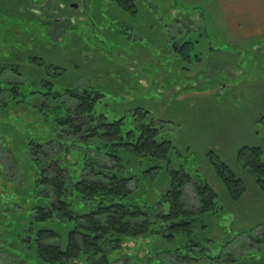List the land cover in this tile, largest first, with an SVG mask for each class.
<instances>
[{
  "label": "rangeland",
  "instance_id": "374dc122",
  "mask_svg": "<svg viewBox=\"0 0 264 264\" xmlns=\"http://www.w3.org/2000/svg\"><path fill=\"white\" fill-rule=\"evenodd\" d=\"M58 1H29V7L35 13L39 11L38 19L51 23L50 32L35 30L33 22L25 18L24 32L28 35L18 26L8 31L14 54H9L5 44L4 18L0 14V65L19 61L14 67L21 75L10 70L6 77L25 81L24 93H37L25 99L27 106L1 113L0 173L7 167L4 163L10 165L2 145L9 148L7 152H12L16 163L5 172L9 179L0 174L4 185L0 186V201L19 192L31 204L38 192L31 184L37 170L27 161L23 149L26 139L40 132L47 134L31 106L38 107L42 101L40 93L44 90L39 81L51 80L55 90L88 87L103 94L95 112L109 120L125 117V129L154 121L159 138L169 140L174 147L168 157L170 167L183 168L193 177V182L184 187L187 207H198L194 182L207 183L217 194V211L198 217L193 230V238L201 239L205 250L185 247L189 244L186 236H178L174 242L159 239L160 234L123 238L120 249L110 253V263L211 264L218 256L222 263L230 255L238 264H264V196L253 175L236 160L242 146L262 148L264 160V35L241 36L250 33L243 26L233 36L220 4L214 0H136L135 16L110 0H68L82 7L66 4L68 11L60 13ZM61 15L69 20L56 22L54 17ZM42 28L48 30L47 25ZM171 37L177 42L190 41L194 47L177 54L170 48ZM28 55L59 67L61 70L50 73L61 74L52 77L43 66L32 67L27 64ZM31 118L38 122L33 125ZM43 149L59 159L74 180L83 173L85 162L95 157L88 145L72 137L63 146L55 143ZM208 152L216 154L244 181L246 192L239 201L230 199L208 160ZM166 165L165 161L159 164L160 172L153 182H140L134 193L137 204L157 202L168 184ZM141 168L147 167L141 166L139 159L126 164V169L140 179ZM30 190L35 191L33 196ZM27 201L22 199L26 206ZM163 208L167 210V204ZM3 226L0 224L2 235ZM7 248L0 254V264H23L20 255H10L16 248L14 241ZM171 251L197 260L181 261ZM77 264L90 263L83 256Z\"/></svg>",
  "mask_w": 264,
  "mask_h": 264
},
{
  "label": "trees",
  "instance_id": "16d2710c",
  "mask_svg": "<svg viewBox=\"0 0 264 264\" xmlns=\"http://www.w3.org/2000/svg\"><path fill=\"white\" fill-rule=\"evenodd\" d=\"M29 1L39 0H0V14L4 18L3 37L9 54H14V43L8 41V31L18 26L21 33L28 35V32H24L26 17L33 22L35 30L49 33L51 23L38 19L40 15L29 10ZM110 1L123 12L133 16L137 13L136 0ZM46 25L48 30L42 28ZM170 41L171 50L177 54L194 47L190 41L177 42L173 37ZM26 59L32 67L43 66L48 76L57 77L62 72L50 73L61 69L47 65L40 57L28 55ZM14 64H19V61H6L0 65V122L3 110L27 106L25 99L30 94H37L33 91L24 93L25 81L6 77L5 73L10 70L21 75ZM39 82L44 90L40 93L42 101L37 100L41 102L38 107L35 104L31 106L42 119L39 122L43 121L47 134L40 132L26 139L23 149L27 161L37 170V176L31 184L38 192L31 199V204L19 192L0 201V224L5 229V234H0V254L14 241L16 248L10 251V255H20L23 264H77L83 256L90 264H111L109 255L120 249L123 238H148L154 234H160L159 239L167 242H174L178 236H186L189 244L185 247L205 250L202 240L193 238V230L198 224V217L217 211V194L207 183L194 182L198 207L193 210L186 206L184 187L193 182V177L183 168L170 167L168 157L174 147L169 140L159 138L154 121L125 129V117L109 120L104 114L95 112V105L103 96L98 90L88 87L55 90L51 80L42 79ZM31 119L33 125L38 122V119ZM31 119L27 121L26 128ZM71 137L95 152V157L85 162L83 173L75 180L59 159H54L51 152L43 149V146L52 147L55 143L63 146ZM1 150L8 154L10 165L4 163L7 167L0 174L9 179L10 175L5 172L9 168L13 169L16 162L12 152H7L9 148L2 145ZM262 154L260 147L242 146L236 154V160L253 175L257 188L264 196ZM207 156L230 199L239 201L246 192L244 181L216 154L208 152ZM138 159L141 166L147 167L141 168V179L126 169L130 160ZM164 161L167 163L164 172L168 179L166 189L159 194L154 205L137 204L134 193L140 187V182H153L155 174L160 172L159 164ZM33 192L30 190L32 196ZM2 198L0 196V200ZM22 199L27 201V206ZM165 204L167 210L163 208ZM157 237L154 238L158 240ZM171 254H176L181 261L197 260L177 251H171ZM211 264L238 263L228 255L222 263L218 256Z\"/></svg>",
  "mask_w": 264,
  "mask_h": 264
},
{
  "label": "crops",
  "instance_id": "0c3cea01",
  "mask_svg": "<svg viewBox=\"0 0 264 264\" xmlns=\"http://www.w3.org/2000/svg\"><path fill=\"white\" fill-rule=\"evenodd\" d=\"M220 4L232 35L241 27H248V34L241 36L264 35V0H214ZM245 32V31H244ZM235 38V37H234Z\"/></svg>",
  "mask_w": 264,
  "mask_h": 264
},
{
  "label": "flooded vegetation",
  "instance_id": "af4514ba",
  "mask_svg": "<svg viewBox=\"0 0 264 264\" xmlns=\"http://www.w3.org/2000/svg\"><path fill=\"white\" fill-rule=\"evenodd\" d=\"M69 4V6L70 7H72V8H81L82 7V5H78V3H76V2H72V1H70V2H68V0H66V1H63V0H61V1H58V3H57V10H59V12L61 13V12H65L66 10V6ZM29 10H33V9H31V8H29ZM37 13H38V15H39V11H37V10H35ZM68 11V10H67ZM66 11V12H67ZM69 14H70V12H68ZM67 13V14H68ZM26 17V16H25ZM27 18V17H26ZM65 17H63L62 15L61 16H56V17H54V20L56 21V22H63V23H65L66 21H68L69 19H64ZM71 19H72V16H71ZM50 32V31H49Z\"/></svg>",
  "mask_w": 264,
  "mask_h": 264
}]
</instances>
